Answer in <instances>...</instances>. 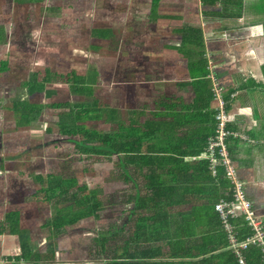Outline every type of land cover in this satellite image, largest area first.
Returning <instances> with one entry per match:
<instances>
[{"label": "trees", "instance_id": "trees-1", "mask_svg": "<svg viewBox=\"0 0 264 264\" xmlns=\"http://www.w3.org/2000/svg\"><path fill=\"white\" fill-rule=\"evenodd\" d=\"M194 31L198 38L193 45L201 48V32ZM196 64L200 68L191 82L194 98L186 108L177 110L182 99H163L162 96L154 101L159 110L138 111L139 118L127 121L118 117L117 109L102 107L92 90L85 86L87 83L75 72L62 74L45 70L38 74L42 75L40 78L36 73L25 82L28 93H43L51 80L69 84L75 93H88L92 99L86 107L68 102L51 103L47 107L61 110V116H70L57 126L63 141L72 146V161L81 162L85 166L83 171L96 163L109 165L107 171H102L103 183L92 188L77 183L72 175L47 173L33 177L39 186L33 193L34 199L54 209V215L42 225L49 229L54 243L61 229L72 228L84 219H106L108 222L104 221L105 224L96 229L92 246L88 247L87 256L94 262L238 264L228 234L214 209L219 200L232 197L233 184L219 156H215L214 169L206 156L208 141L217 127L215 109L211 107L215 86L211 90L207 85V63L202 55ZM6 69L7 62L1 60L0 74ZM221 97L228 112L232 97L225 91ZM18 103L21 102H14L15 113H18ZM43 109L27 104L23 110H27L31 119L20 125L28 126ZM106 111L108 119L105 121ZM102 121L110 128L101 130L91 126ZM225 129L231 133L225 141L233 165L229 142L234 129L230 121ZM228 222L238 242L252 234L241 216L229 218ZM19 224V213H8L0 234L17 235ZM26 245L25 241L21 242L20 254L14 256L10 264H20L21 260L29 264L52 262V248L49 257L38 250L31 251ZM242 255L245 264H264V252L257 245L250 244Z\"/></svg>", "mask_w": 264, "mask_h": 264}, {"label": "crops", "instance_id": "crops-1", "mask_svg": "<svg viewBox=\"0 0 264 264\" xmlns=\"http://www.w3.org/2000/svg\"><path fill=\"white\" fill-rule=\"evenodd\" d=\"M263 2L95 0L94 4H89L88 0H0V25L36 28V44L44 42L59 46L83 42L87 53L83 57L88 58L89 43L117 41L123 45L122 52L126 46L129 50L130 44H136L133 43L136 38L154 36L145 29L147 25H143V20L158 19L168 33L163 35V99H182L177 110L192 102L195 89L191 82L200 68L196 62L202 55L207 63L209 89L221 88L232 97L228 110L234 129L229 142L230 156L237 177L245 185L247 198L264 225ZM194 29L201 32V48L193 45L198 38ZM5 39L1 32L0 46ZM141 49L148 52L151 47L144 45ZM8 57L4 48L0 59ZM211 107H215L214 101ZM34 176L29 177L35 183ZM3 177L4 171L0 169V227L9 213V200L3 198V192H6ZM28 198L40 202L33 194ZM7 235L10 234H0V264L12 263L21 250L20 245L8 247L4 243L3 238ZM20 264L29 263L21 260Z\"/></svg>", "mask_w": 264, "mask_h": 264}, {"label": "rangeland", "instance_id": "rangeland-1", "mask_svg": "<svg viewBox=\"0 0 264 264\" xmlns=\"http://www.w3.org/2000/svg\"><path fill=\"white\" fill-rule=\"evenodd\" d=\"M88 3L94 4L95 0H88ZM151 20H143V25H147L145 29L154 36L136 38L133 41L136 44H130L129 50L126 46L124 52L121 50L123 45L117 41L89 43L88 58L83 57L87 54L83 42L59 46L44 42L36 44V28L0 25V33L3 32L6 38L0 53L4 48L9 53L8 58L0 59L7 62L6 71L0 74V169L4 171L6 192H3V198L9 200L7 209L9 213L18 212L20 221L17 235L3 238L8 247L25 241L33 252L38 250L50 257L54 251L49 264H100L88 258V247L92 246L96 229L103 226L106 219H84L72 228L61 229L54 243L49 229L42 227L54 215V209L28 198L37 191L36 186L39 188L29 177L33 175H72L77 183H85L88 188L103 183L105 174L102 171H107L109 165L96 163L83 171L85 166L81 162L72 161V146L63 141L57 126L70 116H61V110L47 107L61 102L86 107L92 97L88 93H75L69 84L58 80L48 82L43 93H28L25 82L45 70L62 74L75 72L83 83H87L85 86L92 90L101 106L117 109L121 120L139 118L137 112L141 110H159L154 101L163 96V35L168 33L158 19ZM144 45L151 49L144 52L141 49ZM14 102H21L16 108L18 113L13 112ZM26 103L44 108L28 126L20 125L31 119L27 110H23ZM227 115L229 118V112ZM103 119H108V111ZM91 126L101 130L110 128L103 121Z\"/></svg>", "mask_w": 264, "mask_h": 264}, {"label": "built area", "instance_id": "built-area-1", "mask_svg": "<svg viewBox=\"0 0 264 264\" xmlns=\"http://www.w3.org/2000/svg\"><path fill=\"white\" fill-rule=\"evenodd\" d=\"M215 103V120L217 127L215 135L209 139L206 149V156L211 161V168L217 162L216 155L226 167V172L231 178L233 184L232 197L229 200L221 199L215 205L214 209L218 212L222 224L228 234L230 248L237 257L238 264H245L242 251L245 250L250 244L257 245L264 252V228L263 224L257 216V212L253 204L249 201L245 191L244 183L237 177V173L231 164L227 154L226 136L231 134L225 129L226 123L229 121L227 112L224 109V102L221 97V92L218 87L214 88ZM241 216L246 223V226L252 232L251 235L246 237L243 241L238 242L235 239L234 231L229 218Z\"/></svg>", "mask_w": 264, "mask_h": 264}, {"label": "bare ground", "instance_id": "bare-ground-1", "mask_svg": "<svg viewBox=\"0 0 264 264\" xmlns=\"http://www.w3.org/2000/svg\"><path fill=\"white\" fill-rule=\"evenodd\" d=\"M250 201V200H249ZM251 202V201H250Z\"/></svg>", "mask_w": 264, "mask_h": 264}]
</instances>
